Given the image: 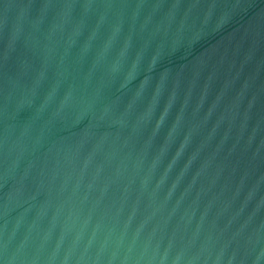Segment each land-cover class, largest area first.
Segmentation results:
<instances>
[{
    "label": "water",
    "instance_id": "obj_1",
    "mask_svg": "<svg viewBox=\"0 0 264 264\" xmlns=\"http://www.w3.org/2000/svg\"><path fill=\"white\" fill-rule=\"evenodd\" d=\"M0 264H264V0H0Z\"/></svg>",
    "mask_w": 264,
    "mask_h": 264
}]
</instances>
